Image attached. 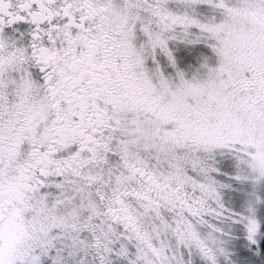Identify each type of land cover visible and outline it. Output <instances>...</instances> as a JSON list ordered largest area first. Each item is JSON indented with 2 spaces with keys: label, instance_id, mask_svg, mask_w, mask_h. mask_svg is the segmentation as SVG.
<instances>
[{
  "label": "snow or ice",
  "instance_id": "6c2138e0",
  "mask_svg": "<svg viewBox=\"0 0 264 264\" xmlns=\"http://www.w3.org/2000/svg\"><path fill=\"white\" fill-rule=\"evenodd\" d=\"M0 264H264V0H0Z\"/></svg>",
  "mask_w": 264,
  "mask_h": 264
}]
</instances>
